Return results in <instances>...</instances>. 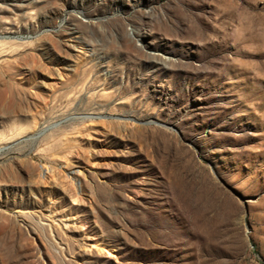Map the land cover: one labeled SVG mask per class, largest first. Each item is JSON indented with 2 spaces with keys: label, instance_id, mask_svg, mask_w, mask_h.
Returning <instances> with one entry per match:
<instances>
[{
  "label": "rangeland",
  "instance_id": "1",
  "mask_svg": "<svg viewBox=\"0 0 264 264\" xmlns=\"http://www.w3.org/2000/svg\"><path fill=\"white\" fill-rule=\"evenodd\" d=\"M0 264H264V0H0Z\"/></svg>",
  "mask_w": 264,
  "mask_h": 264
}]
</instances>
